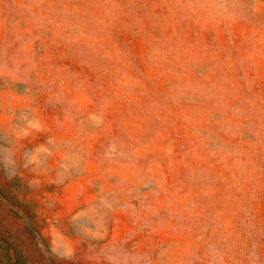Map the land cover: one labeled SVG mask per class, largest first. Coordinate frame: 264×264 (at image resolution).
<instances>
[{"label":"rangeland","instance_id":"rangeland-1","mask_svg":"<svg viewBox=\"0 0 264 264\" xmlns=\"http://www.w3.org/2000/svg\"><path fill=\"white\" fill-rule=\"evenodd\" d=\"M0 264H264V0H0Z\"/></svg>","mask_w":264,"mask_h":264}]
</instances>
